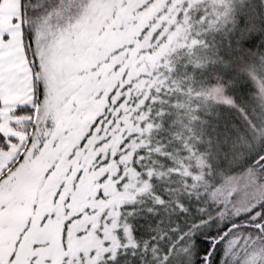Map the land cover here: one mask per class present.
Segmentation results:
<instances>
[{"label": "snow or ice", "instance_id": "1", "mask_svg": "<svg viewBox=\"0 0 264 264\" xmlns=\"http://www.w3.org/2000/svg\"><path fill=\"white\" fill-rule=\"evenodd\" d=\"M0 264H264V0H0Z\"/></svg>", "mask_w": 264, "mask_h": 264}]
</instances>
